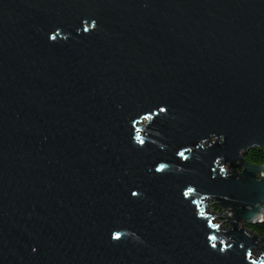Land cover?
<instances>
[{
  "label": "water",
  "instance_id": "1",
  "mask_svg": "<svg viewBox=\"0 0 264 264\" xmlns=\"http://www.w3.org/2000/svg\"><path fill=\"white\" fill-rule=\"evenodd\" d=\"M255 147L264 0H0V264H264Z\"/></svg>",
  "mask_w": 264,
  "mask_h": 264
},
{
  "label": "rangeland",
  "instance_id": "2",
  "mask_svg": "<svg viewBox=\"0 0 264 264\" xmlns=\"http://www.w3.org/2000/svg\"><path fill=\"white\" fill-rule=\"evenodd\" d=\"M220 167L223 169V171L226 173V175H229L231 173L229 163L224 164L223 162H221ZM215 203H216V201H214L212 199H207L206 200L207 210H208L210 215H218V216H215L214 222L219 225L218 226L219 230L227 231L233 227L230 219H233L234 213L231 210H225V209H221V211H218L215 208L217 206ZM239 227L245 228L248 232H251L253 230L251 225L244 224L243 221L239 222ZM263 238L264 237H261L259 235V239H260L259 240V246H264V239ZM261 253L262 252L259 251L257 248L255 249V252H254L255 255L259 256Z\"/></svg>",
  "mask_w": 264,
  "mask_h": 264
},
{
  "label": "trees",
  "instance_id": "3",
  "mask_svg": "<svg viewBox=\"0 0 264 264\" xmlns=\"http://www.w3.org/2000/svg\"><path fill=\"white\" fill-rule=\"evenodd\" d=\"M244 158L250 164H257L264 166V149L255 147L250 149L247 153L244 154ZM217 206L215 207L218 211H221L222 207L220 204L215 203ZM252 229L258 233L261 237H264V223H259L255 225H251Z\"/></svg>",
  "mask_w": 264,
  "mask_h": 264
},
{
  "label": "snow or ice",
  "instance_id": "4",
  "mask_svg": "<svg viewBox=\"0 0 264 264\" xmlns=\"http://www.w3.org/2000/svg\"><path fill=\"white\" fill-rule=\"evenodd\" d=\"M160 110H161V111H167L166 108H162V109H160ZM149 115H151L150 112H149ZM136 139H137V141H140L141 143H143V141L140 140L139 135H137ZM180 155H183V153H181ZM163 168H164V165L161 164V165L159 166V168L156 169V171H161ZM188 191L190 192V191H192V189L189 188ZM186 194H187V193H185V195H186ZM133 195H138V193H133ZM120 235H121V234H120L119 232L115 233L116 238H119ZM213 247H215V245H213Z\"/></svg>",
  "mask_w": 264,
  "mask_h": 264
},
{
  "label": "flooded vegetation",
  "instance_id": "5",
  "mask_svg": "<svg viewBox=\"0 0 264 264\" xmlns=\"http://www.w3.org/2000/svg\"><path fill=\"white\" fill-rule=\"evenodd\" d=\"M256 233V232H255Z\"/></svg>",
  "mask_w": 264,
  "mask_h": 264
}]
</instances>
